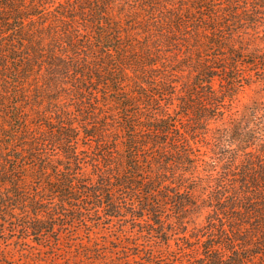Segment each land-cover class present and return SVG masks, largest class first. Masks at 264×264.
<instances>
[{
    "label": "trees",
    "instance_id": "trees-1",
    "mask_svg": "<svg viewBox=\"0 0 264 264\" xmlns=\"http://www.w3.org/2000/svg\"><path fill=\"white\" fill-rule=\"evenodd\" d=\"M263 26L264 0H0V234L132 263L149 242L78 236L126 224L158 240L144 264L171 241L173 264H264V100L232 112Z\"/></svg>",
    "mask_w": 264,
    "mask_h": 264
},
{
    "label": "rangeland",
    "instance_id": "rangeland-1",
    "mask_svg": "<svg viewBox=\"0 0 264 264\" xmlns=\"http://www.w3.org/2000/svg\"><path fill=\"white\" fill-rule=\"evenodd\" d=\"M261 35H264V26L260 27L259 34L256 35V40H258V42H260L259 38ZM261 46H264V44L261 43ZM259 99L264 100V85L259 82L245 85L234 101L232 112H237L236 116L240 117L245 114L246 108L252 105L254 100ZM227 121L228 119L218 121L215 124H212L211 127L214 128L216 126H224ZM205 214L206 212L202 211L199 214V217L195 215L192 220H196L198 225H201L205 222ZM130 226L129 231H126L127 235L129 234L130 237H127L125 233H121L128 227L126 224L114 225L108 230H93V232H90L89 234L90 241H87L85 238L86 231H84L85 233L81 231L78 232V236L83 240L82 242H84V244L88 245L96 243L98 247L103 250V252H106L108 255L116 258L119 250H123V248H132L133 245L137 243L142 244L144 242H149L144 243L146 246L139 247V250H142L143 247H145L144 251L146 249L147 252L153 249L157 250V246L159 245L157 244L158 240L154 238H150L148 240V238L143 239L139 235H133L135 232H132L133 229L130 228ZM13 229V225L7 224L5 231L7 236L5 237L0 234V264H144L143 259H141L144 256V251H139L140 253L138 254V252L133 249H130L129 252L137 253V256L139 257L132 256L130 259L132 263L127 261L126 263H123V261L119 259L114 260V262H109L108 259H104L102 263H98V261L95 260L94 263H87L82 249L79 250L76 247V244L80 242V240H75L71 242V244L67 243L66 240H63L62 245L58 247L59 249L57 251L55 250V254H57L56 257L52 258V250L45 245L38 246L36 243L32 242L27 243L26 246L20 244L18 239L20 234L15 231L13 232ZM123 236L125 240L121 239ZM150 243L153 244V248L150 247ZM171 245V253L164 252L162 258L160 257V261H155L157 264H173L172 261H175L174 258L177 257L178 251L173 241H171ZM121 257L122 253H120V258Z\"/></svg>",
    "mask_w": 264,
    "mask_h": 264
}]
</instances>
